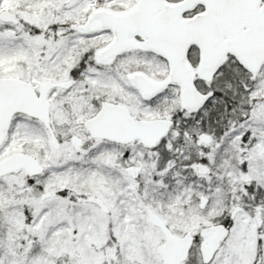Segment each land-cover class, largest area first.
<instances>
[{"label":"snow or ice","instance_id":"6c2138e0","mask_svg":"<svg viewBox=\"0 0 264 264\" xmlns=\"http://www.w3.org/2000/svg\"><path fill=\"white\" fill-rule=\"evenodd\" d=\"M0 264H264V0H0Z\"/></svg>","mask_w":264,"mask_h":264}]
</instances>
